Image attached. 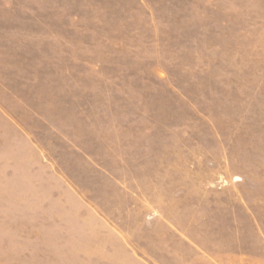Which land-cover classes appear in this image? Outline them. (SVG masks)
I'll return each instance as SVG.
<instances>
[{"label": "rangeland", "instance_id": "obj_1", "mask_svg": "<svg viewBox=\"0 0 264 264\" xmlns=\"http://www.w3.org/2000/svg\"><path fill=\"white\" fill-rule=\"evenodd\" d=\"M85 204L134 264H264V0H0V264H100Z\"/></svg>", "mask_w": 264, "mask_h": 264}, {"label": "crops", "instance_id": "obj_2", "mask_svg": "<svg viewBox=\"0 0 264 264\" xmlns=\"http://www.w3.org/2000/svg\"><path fill=\"white\" fill-rule=\"evenodd\" d=\"M89 207L88 204L83 206V211L88 218L86 227L92 233L94 232L93 236L97 235L95 241L98 249L96 248L95 253L99 256L100 264H125V262L130 264V261L134 264V253L121 242V235L115 230L111 221L95 213L91 208L89 210Z\"/></svg>", "mask_w": 264, "mask_h": 264}]
</instances>
